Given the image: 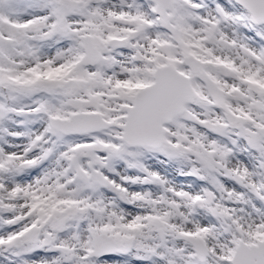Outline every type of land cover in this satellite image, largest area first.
I'll return each instance as SVG.
<instances>
[{
	"label": "snow or ice",
	"instance_id": "obj_1",
	"mask_svg": "<svg viewBox=\"0 0 264 264\" xmlns=\"http://www.w3.org/2000/svg\"><path fill=\"white\" fill-rule=\"evenodd\" d=\"M0 264H264V0H0Z\"/></svg>",
	"mask_w": 264,
	"mask_h": 264
}]
</instances>
